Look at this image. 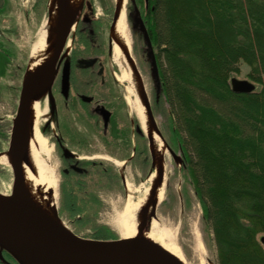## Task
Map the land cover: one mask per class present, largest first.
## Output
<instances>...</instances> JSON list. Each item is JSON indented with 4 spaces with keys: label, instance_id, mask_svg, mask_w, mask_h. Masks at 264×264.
Listing matches in <instances>:
<instances>
[{
    "label": "trees",
    "instance_id": "trees-1",
    "mask_svg": "<svg viewBox=\"0 0 264 264\" xmlns=\"http://www.w3.org/2000/svg\"><path fill=\"white\" fill-rule=\"evenodd\" d=\"M135 3L157 49L155 90L167 105L162 111L172 138L171 144L165 141L181 151L182 170L201 207L203 225L212 233L217 264H264L258 239L264 234V0ZM101 25L91 21L90 29L77 34L73 52L84 57L97 52L90 31ZM241 63L249 67L247 78L256 87L250 94L231 89ZM78 168L82 172L63 176L62 192L68 213L83 222L87 207L74 204L77 197L71 191L82 185L74 177L84 176L86 188L98 175L91 168L102 173L106 168L94 161ZM118 176L100 180L107 189L117 185ZM95 197L88 201L97 204ZM90 211L94 209L88 215ZM92 235L108 240L110 232L100 227Z\"/></svg>",
    "mask_w": 264,
    "mask_h": 264
},
{
    "label": "rangeland",
    "instance_id": "rangeland-1",
    "mask_svg": "<svg viewBox=\"0 0 264 264\" xmlns=\"http://www.w3.org/2000/svg\"><path fill=\"white\" fill-rule=\"evenodd\" d=\"M131 1L125 0L124 2V26L129 44V53L138 68L156 125L164 141L170 143L172 138L168 118L163 113L164 109H167V105L163 103V100L160 101V95L156 93L150 60L145 51L142 35L137 28H133V5ZM133 1L135 2V0ZM0 2H3L0 3L2 5L0 7V132L6 136L5 138H9L30 50L41 36L43 25L48 18V0L38 4V6L37 0H24L23 2L22 0H0ZM115 5V0H84L78 17V20L82 19L83 16H87L93 21H102L100 36L96 35L94 40V44L98 42L99 50L93 52L92 57L98 59L95 70L103 74L101 79H104V86L101 96L113 112L112 131H114L116 122L120 125V132L117 137L120 147L119 157L108 153L107 142L104 140L103 142L100 137L95 136V133L90 132L91 129L87 128L88 132L85 139L88 141L90 148L88 153L81 154L85 158L82 161L99 162L106 168V172L102 173L99 168L97 170L91 168L97 171L98 175L91 177L89 186L86 188L83 183L84 176L74 177L76 178L75 181L82 184L81 189L71 191L72 195L77 197V202L74 204L84 208L87 207L86 212L83 213V222H80V217L70 215L66 210L64 192L61 189L64 182L61 163L56 158L50 142L47 141L49 153L47 155L40 153L39 155L44 166L53 170V178L56 181L55 212L57 218L74 234L90 240H97L92 237V234L94 229L100 227L106 228L110 232L108 240L123 239L120 221L127 206L143 200L149 194L153 184L151 177L153 174L156 175L155 169L151 166L149 145L143 131L135 139H132L128 134L129 120L133 119L136 126L140 127L133 106L138 104L144 112L145 108L139 98L138 90L130 94L127 85L117 80V77L125 70L123 65L115 60L113 43H111L112 47L109 48ZM136 6L140 11L141 6ZM153 52L154 54L157 53V49L153 48ZM67 56L68 53L65 58ZM248 73L249 67L241 63L240 72L235 74L233 79L253 83L247 78ZM42 100L39 101V107L41 105L42 107H40L41 115L38 125H40L41 119L45 117L46 110L44 109H47L45 96ZM43 137L45 138V136ZM9 142L5 141L3 146L5 152L8 151L9 145L7 144ZM133 144L136 150L134 159L127 162L129 156H133ZM110 151L115 154V149ZM174 152L182 159L181 151L178 148L174 149ZM91 169L88 168L87 172H90ZM163 170L164 197L161 202L154 205L155 217L151 216L152 209H150L146 216L145 226L140 212L132 210L129 219L130 224L137 228L138 232L142 229L149 237L152 235L153 243L158 246L160 243L157 238L161 232L165 231L169 242L181 255L183 264H217V252L212 233L206 231L203 225L201 207L193 194L189 180H187L182 170L181 161L173 160L166 151ZM114 174L115 176L121 174L120 177L118 176L119 179L114 181L117 185L110 186L107 189L104 188V181H101L100 178L104 180L108 175ZM103 175H107V177ZM12 181L11 166L0 161V194L11 195ZM94 196L98 201L97 204L88 201ZM89 209H94V211H90L88 215ZM152 221H155V226H152ZM262 237L264 238V234L259 235L258 239L260 240ZM262 248L264 250V243H262Z\"/></svg>",
    "mask_w": 264,
    "mask_h": 264
},
{
    "label": "water",
    "instance_id": "water-1",
    "mask_svg": "<svg viewBox=\"0 0 264 264\" xmlns=\"http://www.w3.org/2000/svg\"><path fill=\"white\" fill-rule=\"evenodd\" d=\"M56 2L57 15L54 52L48 63L34 74L27 76L26 68L20 88L17 110L12 120L8 150L15 139L19 124L21 125V134L10 165L13 175L11 195L5 196L0 194V255L2 252H5L17 264H182L160 248V246L152 242L141 239H85L74 234L68 228L64 229L57 224L47 221L31 208L11 201V196L21 177L20 152L27 145L28 97L31 92L35 91L38 102L41 97L40 95L44 92L52 99V83L60 62L68 53V37L74 31L78 20V18L75 19V17L68 14L66 0H56ZM83 3L84 0H80V11ZM131 3L133 5V27L139 28L142 33L145 51L150 60L152 77L156 83H159L158 68L150 38L135 2L132 0ZM47 12L49 17V8H47ZM119 13L120 5L116 3L111 23L112 32ZM112 40L111 36V39H109V48L112 47ZM122 51L136 78L138 95L145 108L150 131H154L163 142L166 151L173 160L180 162L181 158L166 144L156 125L149 98L132 56L123 49ZM68 75L69 71L67 65H65L62 72L64 88H67L68 85ZM255 88L253 83L246 80H231V89L234 93L250 94L254 92ZM136 130L138 134H141L142 130L140 127H137ZM145 137L149 145L151 166L154 168L155 159L151 148V136L145 135ZM163 171V166L160 164L156 170V178L150 191L152 197L155 195L157 187L163 184ZM153 208L150 213L152 217H155ZM146 216L145 214L141 215L145 226ZM261 242L264 243L263 237L261 238Z\"/></svg>",
    "mask_w": 264,
    "mask_h": 264
},
{
    "label": "bare ground",
    "instance_id": "bare-ground-1",
    "mask_svg": "<svg viewBox=\"0 0 264 264\" xmlns=\"http://www.w3.org/2000/svg\"><path fill=\"white\" fill-rule=\"evenodd\" d=\"M67 12L72 17L78 18L80 14V0H66ZM120 5V13L115 23L112 32L113 42V55L115 60L118 61L124 67V72L117 77L120 83H125L131 93L137 91L136 78L132 75L130 66L124 56L122 49L129 53V44L127 36L125 34L124 26V2L125 0H115ZM47 8H49V17L43 25L41 36L33 44L30 50L27 76L34 74L39 69H42L50 60L54 52L55 44V25L57 15V2L56 0H48ZM68 52L70 45L67 46ZM127 92V89H126ZM128 102V101H127ZM133 111L140 123V128L145 135H150L152 140V150L155 161V173L158 166L164 164V158L166 155V149L163 142L159 137L150 131L147 116L141 106L135 104ZM27 115H28V133H27V145L26 148L20 152L19 161L21 168L20 181L11 196V201L21 203L46 219L49 222L57 224L64 229H67L56 216L55 212V188L56 181L53 178V170L47 169L39 158L40 153L47 155L48 147L46 139L40 134L38 130V121L41 115L39 102L36 97V92L30 93L27 100ZM21 134V125H18L15 139L7 152L0 155L1 163L11 165L16 145L19 141ZM152 181L154 182L156 175H152ZM153 186V185H152ZM164 191L163 184L157 187L155 195L152 197L149 194L138 201L135 204L127 206L123 218L120 221L121 230L123 232V239H141L152 242V235H149L144 231H139L132 224L129 219L131 211L140 212V214L147 215L149 210L163 200ZM152 226H155V221H152ZM159 246L165 252L176 258L183 264V259L177 250L169 242L168 235L165 231L161 232L157 238Z\"/></svg>",
    "mask_w": 264,
    "mask_h": 264
},
{
    "label": "flooded vegetation",
    "instance_id": "flooded-vegetation-1",
    "mask_svg": "<svg viewBox=\"0 0 264 264\" xmlns=\"http://www.w3.org/2000/svg\"><path fill=\"white\" fill-rule=\"evenodd\" d=\"M91 21L93 20L87 16L77 20L74 31L68 37L67 44L70 45L68 56L60 62L52 83V99L45 92L40 95L39 99V101H43V96H45L47 109L43 107L46 110L45 117L41 119V123L39 122L38 130L42 136H45L46 141L51 143L53 152L61 163L62 176L69 175L71 172H82L78 168V166L81 168L82 160L85 159L81 154L88 153L90 148L88 141L85 139L88 132L87 128L91 129L90 132L95 133V136L100 137L102 141L107 142L108 153L119 157L120 147L117 137L120 132V125L116 122L114 131H112L113 112L101 96L104 86V79H101L103 74L95 70L98 59L92 56L84 57L73 52L77 34L90 29L89 24ZM100 31L99 29L97 32L90 31V34L96 38V35L100 36ZM96 44L99 45L98 42ZM65 65H67L69 71L67 88H64L62 78ZM85 126L87 127L85 128ZM136 128V122L133 119L129 120L128 134L132 139L140 135L137 133ZM113 132L115 133L113 134ZM5 137L0 132V155L5 152L3 148L5 141H10V137ZM111 149H115V154L111 153ZM132 149L133 156L130 155L127 162L134 159L136 152L134 144ZM0 264L17 263L8 254L2 252Z\"/></svg>",
    "mask_w": 264,
    "mask_h": 264
},
{
    "label": "built area",
    "instance_id": "built-area-1",
    "mask_svg": "<svg viewBox=\"0 0 264 264\" xmlns=\"http://www.w3.org/2000/svg\"><path fill=\"white\" fill-rule=\"evenodd\" d=\"M27 1V0H26Z\"/></svg>",
    "mask_w": 264,
    "mask_h": 264
}]
</instances>
